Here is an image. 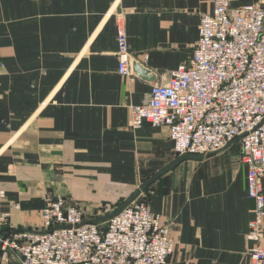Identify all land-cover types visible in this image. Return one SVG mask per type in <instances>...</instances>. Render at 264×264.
I'll list each match as a JSON object with an SVG mask.
<instances>
[{"label":"crops","instance_id":"crops-1","mask_svg":"<svg viewBox=\"0 0 264 264\" xmlns=\"http://www.w3.org/2000/svg\"><path fill=\"white\" fill-rule=\"evenodd\" d=\"M212 10V0H0L2 231L42 229L48 195L103 220L144 185L170 223L169 264H249L255 202L240 142L175 165L168 127H129L130 105L193 58L200 15ZM119 12L130 51L148 56L144 77L118 71ZM0 264L21 257L0 253Z\"/></svg>","mask_w":264,"mask_h":264},{"label":"built area","instance_id":"built-area-1","mask_svg":"<svg viewBox=\"0 0 264 264\" xmlns=\"http://www.w3.org/2000/svg\"><path fill=\"white\" fill-rule=\"evenodd\" d=\"M212 2V12L200 15L193 58L154 84L141 105H130L129 127H168L179 156H206L240 142L255 202L249 264H264V5ZM116 20L118 71L127 77L148 56L140 61L130 51L123 12ZM8 217L0 212V253L17 252L21 264H169L175 250L170 223L138 196L103 222L53 195L46 196L40 230L4 232Z\"/></svg>","mask_w":264,"mask_h":264},{"label":"water","instance_id":"water-1","mask_svg":"<svg viewBox=\"0 0 264 264\" xmlns=\"http://www.w3.org/2000/svg\"><path fill=\"white\" fill-rule=\"evenodd\" d=\"M134 72L137 73L138 75L142 76V77L146 76V74L149 73V71L147 69H145L141 63H135L134 64ZM191 157L192 156L188 155V154L180 155L174 164L176 165V164L180 163L182 160H186V159H189ZM139 192L140 191L138 190L132 198L126 200L122 206L115 209L113 212L107 214L102 219L107 220V219L114 217L117 213H119L122 210L123 207H125L126 205L131 203V201L134 200V198L139 194Z\"/></svg>","mask_w":264,"mask_h":264},{"label":"rangeland","instance_id":"rangeland-1","mask_svg":"<svg viewBox=\"0 0 264 264\" xmlns=\"http://www.w3.org/2000/svg\"><path fill=\"white\" fill-rule=\"evenodd\" d=\"M236 142V141H235ZM146 188H144V185L142 187L139 188V194L137 195L138 197H140L141 200L147 201L148 202V195H147V191L145 190ZM136 196V197H137ZM103 222V221H102Z\"/></svg>","mask_w":264,"mask_h":264},{"label":"trees","instance_id":"trees-1","mask_svg":"<svg viewBox=\"0 0 264 264\" xmlns=\"http://www.w3.org/2000/svg\"><path fill=\"white\" fill-rule=\"evenodd\" d=\"M123 204H124V202L121 203L120 206H122ZM95 221H104V220H99V219L96 220V219H95Z\"/></svg>","mask_w":264,"mask_h":264}]
</instances>
